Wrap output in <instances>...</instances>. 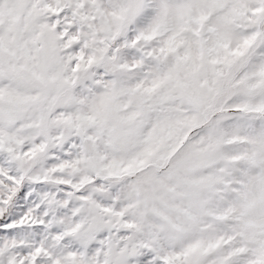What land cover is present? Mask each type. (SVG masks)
<instances>
[{
	"label": "snow or ice",
	"instance_id": "snow-or-ice-1",
	"mask_svg": "<svg viewBox=\"0 0 264 264\" xmlns=\"http://www.w3.org/2000/svg\"><path fill=\"white\" fill-rule=\"evenodd\" d=\"M0 264H264V0H0Z\"/></svg>",
	"mask_w": 264,
	"mask_h": 264
}]
</instances>
